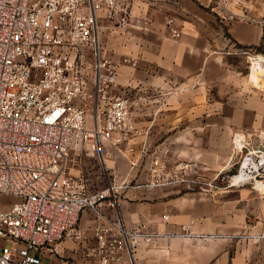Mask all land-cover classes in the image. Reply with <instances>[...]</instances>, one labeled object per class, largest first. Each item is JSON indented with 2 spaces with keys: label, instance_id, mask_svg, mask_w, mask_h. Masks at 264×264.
<instances>
[{
  "label": "crops",
  "instance_id": "obj_1",
  "mask_svg": "<svg viewBox=\"0 0 264 264\" xmlns=\"http://www.w3.org/2000/svg\"><path fill=\"white\" fill-rule=\"evenodd\" d=\"M128 2L129 27L99 22L101 57L120 64L111 94L144 100L132 110L131 141H102L107 183L89 188L115 186V214L127 230L145 226L170 237L140 244L132 261L115 264H264V189H224L222 175L238 166L236 133L264 135V87L249 80L248 61L239 54L264 55V0ZM144 21L146 28L133 26ZM156 161L169 171L194 166L202 183L221 188L150 185ZM103 211L112 213L106 204ZM98 224L92 211H83L80 236L66 238L58 253H37L40 264H99L91 253ZM183 227L211 237H181Z\"/></svg>",
  "mask_w": 264,
  "mask_h": 264
},
{
  "label": "built area",
  "instance_id": "obj_2",
  "mask_svg": "<svg viewBox=\"0 0 264 264\" xmlns=\"http://www.w3.org/2000/svg\"><path fill=\"white\" fill-rule=\"evenodd\" d=\"M102 19L129 27L128 0H0V195L11 199L0 209V264H40L37 253H58L66 238L80 236L77 225L85 210L99 220L91 250L99 264L132 261L136 246L170 237L145 226L127 230L115 214V186L91 192L84 173H71L73 159L87 150L108 177L101 143L131 141L132 110L144 100L111 94L120 64L101 57ZM172 36L179 39L181 32L173 28ZM239 54L248 61L249 80L263 87L264 68L256 66H264L259 63L264 55ZM254 72L258 80L252 79ZM254 138L235 134L238 166L222 174L224 189H264V135ZM155 165L157 178L150 185L221 188L202 183L194 166L169 171L161 161ZM104 204L112 213H104ZM179 236L211 237L195 236L187 227Z\"/></svg>",
  "mask_w": 264,
  "mask_h": 264
},
{
  "label": "rangeland",
  "instance_id": "obj_3",
  "mask_svg": "<svg viewBox=\"0 0 264 264\" xmlns=\"http://www.w3.org/2000/svg\"><path fill=\"white\" fill-rule=\"evenodd\" d=\"M264 87V84H263ZM71 165V173L79 174L81 171L84 173L89 181L92 190L103 189L106 186L107 178L100 166L98 159L93 155L92 151L84 150L80 155L73 159ZM237 169L234 168V171ZM11 201L10 198L0 195V208H6Z\"/></svg>",
  "mask_w": 264,
  "mask_h": 264
},
{
  "label": "bare ground",
  "instance_id": "obj_4",
  "mask_svg": "<svg viewBox=\"0 0 264 264\" xmlns=\"http://www.w3.org/2000/svg\"><path fill=\"white\" fill-rule=\"evenodd\" d=\"M259 63H260V65L262 64H264V58L263 57H260V60H259ZM258 68L259 69H263L264 68V66H256V69L258 70ZM259 71V70H258ZM259 73L258 72H254L253 73V75H252V78L254 79V80H258V78H259ZM104 159H105V157H104Z\"/></svg>",
  "mask_w": 264,
  "mask_h": 264
}]
</instances>
